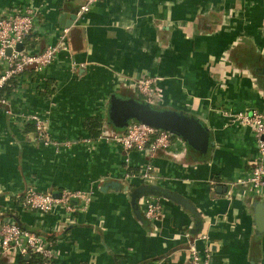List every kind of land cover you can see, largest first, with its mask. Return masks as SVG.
Segmentation results:
<instances>
[{
	"label": "crops",
	"instance_id": "crops-1",
	"mask_svg": "<svg viewBox=\"0 0 264 264\" xmlns=\"http://www.w3.org/2000/svg\"><path fill=\"white\" fill-rule=\"evenodd\" d=\"M85 3L0 0V17L38 12L35 52L70 29L68 48L44 70L14 78L0 104V221L40 234L52 264H186L189 240L202 234L196 246L203 257L209 248L210 264H264L255 224L264 186L241 183L259 161L257 141L231 118L264 111V0H101L80 15ZM143 78L155 80L154 107L195 117L210 138L203 157L174 136L151 161L152 182L138 176L148 152L126 154L107 140L122 132L107 121L112 97L136 94ZM33 114L57 145L38 141ZM100 117L103 137L92 140L87 121ZM142 186L162 190L149 196L162 208L158 220L145 216V197L133 201ZM31 188L84 196L72 200V212L58 205L43 215L22 205ZM21 260L14 254L0 264Z\"/></svg>",
	"mask_w": 264,
	"mask_h": 264
},
{
	"label": "built area",
	"instance_id": "built-area-1",
	"mask_svg": "<svg viewBox=\"0 0 264 264\" xmlns=\"http://www.w3.org/2000/svg\"><path fill=\"white\" fill-rule=\"evenodd\" d=\"M99 1L101 0H86V3L80 7L79 14L88 13L92 5ZM37 16V11L26 8L14 12L12 15L0 17V89L26 71L44 70L53 63L60 51L68 48L70 29L64 27L54 46H49L41 52L29 50L24 46L22 51L17 50V46L24 45L25 38L34 31ZM8 50H12L11 54H8ZM134 89L136 93L145 96L149 104L155 100L158 92L153 78L139 80ZM5 103H7L6 97L0 99V104ZM11 113L12 111L7 110V114ZM231 118L232 122L252 131L260 155L251 174L241 183L250 184L256 188L262 187L264 186V111H244L232 115ZM28 122L33 123L38 141L46 146L57 145L52 141L45 121L40 116L30 115ZM173 138L174 135L168 131L159 130L144 123H133L120 134L107 137V140L121 147L126 154L133 151L148 152L146 164L138 176L145 182H152L157 177L151 161L157 153L171 147ZM126 163H129V159L126 160ZM127 177L130 176L127 175ZM83 196L84 193L81 191L64 190L61 192V196L56 198L52 193H40L31 188L24 194L22 205L26 209L43 215L51 213L58 205L66 211L72 212L74 210L72 200H79ZM144 206L145 216L149 220H158L161 217L162 208L153 197H145ZM198 239L206 240L207 236L202 234L195 237L193 241L189 240V259L186 264H210V250L207 248L205 257L201 256L196 246ZM14 254L21 257L29 255L30 258L36 254L45 259L46 264H52L55 257L51 244L40 234L23 229L14 221L2 220L0 221V257Z\"/></svg>",
	"mask_w": 264,
	"mask_h": 264
},
{
	"label": "water",
	"instance_id": "water-1",
	"mask_svg": "<svg viewBox=\"0 0 264 264\" xmlns=\"http://www.w3.org/2000/svg\"><path fill=\"white\" fill-rule=\"evenodd\" d=\"M75 15L69 16L70 20L75 19ZM70 27V23H67ZM18 51L23 50V45L17 46ZM12 50H8V54H11ZM113 96L112 98H114ZM111 116L116 126H128V121L132 118H137L142 123L154 127L156 129H162L171 133L177 134L183 138L187 144L195 150H203L206 144L210 141L207 130L203 124L200 123L195 117L186 116L183 112L162 111L154 109L151 106L141 104L138 101L127 100L120 101L113 105L111 108ZM148 191L151 189L146 188ZM56 198L61 196V193L54 195ZM176 200L182 203L188 210L194 215H197L196 211L192 208L189 201L177 197ZM76 200H73V203ZM255 224L258 235L264 234V203L259 202L256 205ZM29 259L30 256H25Z\"/></svg>",
	"mask_w": 264,
	"mask_h": 264
},
{
	"label": "trees",
	"instance_id": "trees-1",
	"mask_svg": "<svg viewBox=\"0 0 264 264\" xmlns=\"http://www.w3.org/2000/svg\"><path fill=\"white\" fill-rule=\"evenodd\" d=\"M32 37H33V33L29 34L25 38L24 45H23L24 48L32 50L36 46V43H35V41L32 40ZM13 80L14 79L10 80L2 89H0V99L5 98L6 94L11 93L13 91V89L15 87ZM127 100L138 101L141 104H144V105L148 104L152 108L158 109L157 107H154L151 104H149V102L147 101V98L145 96H143L142 94L136 93V94L115 95V97L112 98L111 101H110L109 114H108V117H107V121L116 130L124 131L129 125H131L133 123H142V121L138 120L137 118H132V119H130L128 121V126H120V127L116 126V124H115V122H114V120H113V118L111 116V108L113 107L114 104H116V103H118L120 101H127ZM86 126L89 129V131H90V135H91V139L92 140H98V139H100L103 136V127H104V119L103 118L100 117V118H95V119H92V120H88ZM159 130H162V129H159ZM172 134L174 136H178L177 134H174V133H172ZM178 137H180V136H178ZM209 145H210V142H208L205 145L206 147L202 151L201 150L200 151L199 150H195V149L194 150L196 152L200 153L203 157H205L208 154V151L210 149ZM146 188L151 189V191H148ZM132 195H133L134 203H137L143 197H148V196H153V195L160 196V195H163V193H162V190H158V189H155V188H152V187H149V186H142L140 188H135L133 190V194ZM16 223L21 228L29 230L25 226H23V224H21V222L18 221ZM21 259H22L21 261H22L23 264H46L47 263V261L45 259H43L41 256L36 255V254L32 255L31 258L28 261H25L24 257H21Z\"/></svg>",
	"mask_w": 264,
	"mask_h": 264
},
{
	"label": "rangeland",
	"instance_id": "rangeland-1",
	"mask_svg": "<svg viewBox=\"0 0 264 264\" xmlns=\"http://www.w3.org/2000/svg\"><path fill=\"white\" fill-rule=\"evenodd\" d=\"M150 104L153 106L154 103L152 102V103H150Z\"/></svg>",
	"mask_w": 264,
	"mask_h": 264
}]
</instances>
